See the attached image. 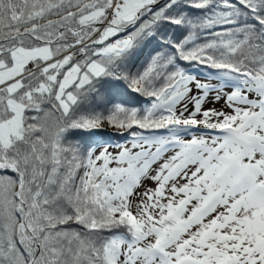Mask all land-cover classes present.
Returning <instances> with one entry per match:
<instances>
[{"label": "snow or ice", "instance_id": "6c2138e0", "mask_svg": "<svg viewBox=\"0 0 264 264\" xmlns=\"http://www.w3.org/2000/svg\"><path fill=\"white\" fill-rule=\"evenodd\" d=\"M0 264H264V0H0Z\"/></svg>", "mask_w": 264, "mask_h": 264}]
</instances>
